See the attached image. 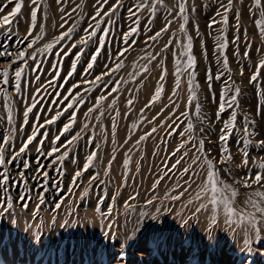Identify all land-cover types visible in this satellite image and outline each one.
<instances>
[{
	"label": "rangeland",
	"instance_id": "1",
	"mask_svg": "<svg viewBox=\"0 0 264 264\" xmlns=\"http://www.w3.org/2000/svg\"><path fill=\"white\" fill-rule=\"evenodd\" d=\"M14 2L15 0H0V5L7 4L0 16L10 14ZM141 2L142 0H107V3L102 4L100 0H61L59 3L58 0H38L41 9L38 13L39 20L32 30V36H29L30 11L35 5L31 4V0H24L21 14L14 18L10 28L6 30L0 27V53L13 54L11 57L0 55V70L17 67V64L10 61L16 58L18 49L22 48L36 57L35 61L29 58L26 63L20 64L25 73L22 91L17 94L11 82L7 87V99L13 109V125L7 123L5 97L0 93V144L4 137L10 136L9 144L3 145L6 149V163L3 167L13 181L19 182L23 176L27 190H30L26 207H21V204H17L18 192L13 183L9 194L13 197L14 208L10 213L0 211V264H69L74 260H78V264H264V216L248 203L253 191H264V179L261 185L244 187V181L249 177L254 179L257 174L258 163L264 162V144L260 143L264 141V68L260 69L255 85L249 83L257 65L264 61V36L255 26V21L260 19L259 10L250 7L253 0H233L231 11L227 13L228 23L224 24L222 6H226L228 0H188V22L184 27L187 36L191 37V55L195 63L192 69L183 74L180 88L177 89L176 60L179 58L181 63L183 60L185 63L187 57H178L174 53L179 52L180 42L186 43L187 40L184 33L179 32L183 20L175 11L169 15L159 2L154 16L151 15V8L141 10L138 13V33L134 38H129V45L123 43V35L129 28L136 26L133 24L135 17L130 16L129 9ZM147 2L151 4L152 0ZM162 2L167 8H171L176 0ZM117 4L119 7L114 13L104 15L111 12ZM261 4L264 6V0H261ZM98 7L102 15L97 36L87 46H82L79 40L86 36L85 29L89 25H95L96 21L91 17ZM212 21L216 23L209 27ZM61 24L65 26L62 28ZM236 25H239L238 29ZM166 26L168 31L158 41L152 43L148 40L149 36ZM69 27L73 29L72 39H65L51 51L45 52L46 44L52 43ZM104 32L108 33L105 47L89 70L87 64L96 52L99 38ZM33 38L37 42L33 48H28L27 45ZM166 42H171L172 46L161 52ZM222 43L227 45L224 50L220 48ZM126 47L128 50L117 60V53L124 51ZM145 49L147 53L155 54L157 60L163 59V67L167 71L164 81H160L161 66L156 61L147 65L148 72L142 71V66L146 63L141 59L146 54ZM74 62L76 69L69 76ZM117 62H122L123 66L119 71H111ZM57 63L59 68L54 70L52 65ZM37 67L40 69L39 80L35 78ZM57 71L58 76L55 74ZM105 73L108 74L104 75ZM189 73L196 88V100L190 107L187 105ZM13 76L14 71L10 73V81ZM96 76H101L102 79L93 83ZM217 76L220 79H216ZM49 80H54L55 83L49 84ZM150 81L154 90L143 95L142 102L136 104L141 97L142 84ZM114 82L119 91L110 93ZM161 83L163 91L160 99L150 104L155 89ZM131 85L130 92L128 90L125 93L126 98L115 99L123 88ZM237 88L240 92L236 105L226 108L218 115L222 94L225 98L231 97ZM37 89H40L41 102L29 114L28 124L24 125L23 112L34 102L31 98ZM69 93L72 95L65 101L63 97ZM101 96L105 97L103 101L113 104L111 108L96 107L97 99ZM12 99L15 105L11 104ZM114 100L117 103H113ZM129 100L132 101L131 107ZM69 102L74 104V112L66 107ZM138 104L143 107L138 120L128 128L126 141L110 152L107 149L110 146V135L103 128L102 120L111 122L114 131L120 136L127 118ZM197 104L199 113L196 112ZM89 109L94 111L89 113ZM61 111L62 114L53 124H47L49 119L56 117ZM233 111L236 114L235 128L230 138L221 143V129L231 119ZM185 112L188 113L187 119L182 115ZM72 115L75 116V122L68 132L62 133ZM189 123L193 129L191 135L187 133ZM37 125L43 127L37 128ZM245 127L252 133L247 137L251 141L247 165L243 163L245 157L240 150ZM152 128H156V132L137 143ZM33 131H38L33 143L25 153L17 155L19 148ZM57 136L59 140H56ZM132 137L135 139L133 146L130 143ZM185 137L187 141L194 143H188ZM69 140L73 142L68 144ZM200 140L204 141L203 154L196 151ZM182 143L184 147H181ZM225 147L231 153L230 161L223 160L221 155V150ZM53 148L58 151L53 153ZM134 150L143 154V158L159 157L158 162L156 161L157 172L162 173L159 184L174 182L179 188L187 185V189L178 194L179 199L172 198V208L159 212L155 220L149 221L146 218L153 209L148 205L150 201L145 205L140 203L144 206L137 207L139 213L134 215L139 223L144 221L145 225L132 232L131 240L111 234L113 226L117 228V225L108 223L109 217L103 211L101 214L107 216L104 231L96 235L92 231V237L82 239L80 247L77 230L82 214L90 210L93 204L100 206L105 200L110 201L109 171L100 170V160H105L110 155L113 160V156L122 151L129 153ZM93 153L95 159L85 170L87 158ZM205 160H211L220 179L238 193L232 204L235 215L231 218V223L221 210L217 209L213 213L210 205L207 209L196 211L205 203V200L197 199V183L200 180L203 182L206 174ZM186 168L189 169L188 173L184 171ZM77 172H80L79 176L75 175ZM44 173L47 174L46 177ZM25 183L20 184V193L26 190ZM38 194L43 197L42 204L37 199ZM261 206L264 207V203ZM109 212L114 213V217L109 216L116 222L120 209L113 206ZM242 214L249 218L255 217L258 235L255 229L240 223ZM47 217L50 225L36 231L39 251H30L35 260L31 257L24 258L18 251H24L30 234L26 229L20 235L18 227L12 231L9 228L12 218L24 220L28 224L40 222L38 226L42 227V222ZM167 217L171 220L168 227ZM5 221L7 223L3 228ZM135 235L139 237L137 241Z\"/></svg>",
	"mask_w": 264,
	"mask_h": 264
},
{
	"label": "snow or ice",
	"instance_id": "2",
	"mask_svg": "<svg viewBox=\"0 0 264 264\" xmlns=\"http://www.w3.org/2000/svg\"><path fill=\"white\" fill-rule=\"evenodd\" d=\"M59 2H61V0H58V3ZM100 2L102 4H104V3H107V0H100ZM158 2L160 3L161 7L166 8V10L169 12V15H172L173 11H175L177 13V15L183 20V23L179 27V32L184 33L187 42L185 43V42L181 41L179 52L174 53V55H176L178 57H187V61L184 64L181 63L179 58L176 60L175 86L177 89H179L183 74L185 72H188L190 69H192L194 67V63H195L194 58L191 55V49H192L191 37L187 36V33L185 31V27H184V25L187 24V22H188V15H187L188 0H176V2L172 5L171 8H167V6L163 4L162 0H152L151 4H149L147 2V0H142V2L140 4H137L134 8L129 9L130 16L135 17V19H133V24L136 26L129 28V31L123 35L122 39H123V43L125 45H129V43H130L129 38L130 37L134 38L135 35L139 31L138 25H139L140 21L138 19V13L143 9L151 8V15L154 16L156 13V10H157V3ZM31 4L35 5V7H32V9L30 11L31 26H30V31L28 32L29 36H32V30H34L36 27V22L38 19V13L41 11L38 0H31ZM232 4H233V0H228L227 5L222 6L223 12H224V14L222 16V22L224 24L228 23L227 13L231 11ZM6 7H7V4L0 5V13H3L4 9ZM23 7H24V0H15L11 13L7 14V15L0 16V27L5 28L6 30L8 28H10V26L12 25V23L14 21V18L21 14ZM118 7H119V5L117 4L116 7L112 8L111 12L104 13V15L110 16L112 13H114L117 10ZM250 7L259 10L260 19L255 21V26L259 30L260 34L262 36H264V6H262L261 0H253V4ZM194 10L195 9L193 8V11ZM217 14L220 15L219 12ZM101 15H102V11L98 7L95 14L91 17V19L95 20L96 23H95V25H89V28L85 29L86 36L82 37L79 40L80 45L87 46L88 42L93 40V38L97 36V29L100 28V24H101V19H100ZM65 23H67V21H65ZM169 23H171V21H169ZM215 23H216V21H212V23L209 25V27H211L212 24H215ZM64 26H65L64 24H61L62 28ZM236 28L238 29L239 25H236ZM72 31H73V29L71 27H69L66 31H63L58 37L55 38V40L52 43L46 44L44 51L45 52L51 51L52 49H54L56 47V45L61 44V42L64 41L65 39L71 40L72 39V35H71ZM167 31H168V27L166 26L160 32H156L154 35L149 36L148 40L151 41L152 43H155L156 41L159 40L161 35ZM107 35H108V33L104 32L101 35V37L99 38V41L97 44V50L91 56L90 62L87 64V68L89 70L93 68L97 57L100 55V52L104 49L105 38ZM36 42H37L36 39L33 38L28 43L27 47L33 48V46L35 45ZM147 43L148 42L146 41V44ZM72 46L75 47V44H73ZM170 46H172L171 42H166L165 45L162 46L161 52L167 51ZM226 46H227L226 44L222 43L220 45L221 50H224L226 48ZM127 50H128V48L126 47L124 49V51L118 52L117 53V60H119V58L122 57ZM145 53H146L145 56L141 57V59H143L146 62L145 65L142 66V71L144 73L148 72L149 68L147 67V65L152 63L153 61H156V63L161 66L160 67V81L161 82L164 81V79L166 78V75H167V71L163 67V59L161 58V59L157 60V56L155 54L147 53L146 49H145ZM2 54L3 53H0V55H2ZM245 55L247 56V53H245ZM29 58L32 59L33 61L36 60V57L33 56L30 52L26 53V51L24 49H22V48L18 49V54H17L16 58L14 60L10 61V63L17 64V67L15 69L0 70V93H2L3 96L5 97L4 107H5L6 112H7V123L9 125H13L14 116H13V109L10 106L8 99H7L9 97L7 87L11 82L12 87L14 88V90L17 94H19L22 91V80L24 78L25 73H24V68L20 67V64L26 63L27 59H29ZM76 59L78 61L79 56H77ZM224 63L226 65L227 61L225 60ZM33 66H35V65H33ZM122 66H123L122 62H117L115 64V67L112 68L111 71H119ZM52 68L54 70H57L59 68V63L52 65ZM261 68H264V61H261L257 65L256 71L250 77V80H249L250 84L255 85V83L257 82L258 76L260 75V69ZM75 69H76V63L74 62L72 64L71 71L69 72V76H71V74L75 71ZM13 71H14V76L11 78V81H10V73ZM36 71H37V74H36L35 78L37 80H39L40 79V75H39L40 69L37 67ZM55 74L58 76L59 75L58 71ZM107 74L108 73H105L104 75H107ZM189 75H190V79L188 82L187 105L190 107L192 105V102L194 100H196V88L193 86V78H191V73H189ZM241 75H243L242 71H241ZM101 79H102L101 76H96L94 78L93 83L99 82ZM210 79L211 78L209 77V80ZM216 79H220V77L217 76ZM48 83L54 84L55 81L49 80ZM209 87H211L210 84H209ZM45 90H46V88H45ZM118 91H119V87L114 82L113 86L111 87L110 93H116ZM162 91H163V85L161 83V85L155 89L153 96L151 98L150 104L154 103L160 99ZM229 91H231L230 88H229ZM239 92H240V90L237 88V89H235L234 94L231 97H227V98H225L224 94H222L221 101H220L219 106H218V113H217L218 115L223 113L226 110V108H232L234 105H236V103H237L236 98L239 95ZM71 95H72V93H69V95L64 96L63 99L65 101H67V100H69ZM39 97H40V89H37L36 94L33 95L31 98L32 101H34V102H32L29 106H27L23 112V123H24V125L28 124L29 114L32 113L33 109H35L37 107V104L41 102ZM80 99H82V98H80ZM104 99H105V97H103V96L99 97L97 99V102H96V107L101 106ZM77 103H79V100H77ZM113 103H114V101H113ZM128 103H129V106L131 107L132 101L129 100ZM66 107L73 109V112L75 111L74 104L71 102L67 103ZM92 111H94V109H89V113H91ZM199 111H200V108H199V105L197 104L196 112L199 113ZM61 114H62V111L58 112L56 117H53L52 119H49L47 121V124H49V125L53 124L55 122V120ZM101 115H102V113H101ZM117 115H119V113H117ZM182 115L184 116L185 119H187V117H188L187 112L183 113ZM235 121H236V114L233 111L231 114V119L229 121L225 122L224 126L221 129V134L219 136V140L221 143L226 142L230 138V136H231V134L235 128ZM74 122H75V116L72 115L70 117L69 123L66 124L64 126V128L62 129V133L68 132L71 129ZM39 127H43V125H37V128H39ZM85 127H87V125H85ZM133 127H135V125H133ZM192 131H193L192 125H191V123H189L188 127H187L188 135H191ZM155 132H156V128H152L150 132L145 133L144 136L140 137V140L137 143L147 139L148 136H150L151 134H153ZM37 134H38V131H33L32 135H30L27 138V141L19 148V152L17 153V155L25 153L28 146L33 143V140L36 138ZM251 135H252V133H250L249 129L247 127H245L243 130L242 145H241V149H240L243 156L245 157V159L243 161V163L245 165H247V163H248V161H247L248 146L251 143V141L249 139H247V137H250ZM56 140H59V136L56 137ZM185 140L187 141V137H185ZM9 142H10V136L4 137L2 144H0V211L5 212V213H10L11 210L14 208L13 197L9 194L11 191V186L13 183L16 184L17 192H18L17 199L21 202V207H25V203L29 200V191H30V190H27L26 183L24 181L23 176L20 177L19 182L13 181L12 177L8 174V172L3 167L6 163L5 155H4L6 149L3 145H8ZM72 142H73L72 140H69L67 143L71 144ZM187 142L188 143H194V141H187ZM260 143L264 144V141H261ZM203 145H204V141L200 140L198 145L196 146V151L203 154V152H204ZM181 147H184V143L181 144ZM51 151L54 153V152L58 151V149L53 148ZM221 155L223 157V160L230 161L232 159L231 153L229 152V150L226 147L221 150ZM94 159H95V153L88 156L87 161L84 165L85 170H87V168L93 163ZM196 159L198 160L199 157H197ZM221 162H223V161H221ZM177 163H179V162H177ZM204 163L206 164V174L204 176L203 183L199 187V191L197 192V199L198 200H205V203L201 204L196 209V211L199 212L201 209H207L209 205L211 206L213 213H215V211L218 208H222L226 217L228 218L229 223H231V218L235 215V213L233 212V209H232V204H233V201L235 200L236 196L238 195V193L234 188H232L230 185L224 183L220 179V177L218 175V170L215 168V166L211 160H205ZM125 167H127V162H125ZM257 167H258V172L254 176V179L251 177L246 179L244 181V187L251 188L253 186V184L261 185L262 179H264V162L258 163ZM184 171H185V173H188L189 169L186 168ZM44 175H45V177L47 176L46 173H44ZM75 175L79 176L80 172H77ZM165 175H167V172L165 173ZM249 180L251 182H249ZM21 183H25L26 190L23 193L19 192V187H20ZM172 198L173 199H179L180 197L175 196ZM37 199H38L39 203H41V204L44 202L43 197H40L39 194L37 196ZM189 203H191V201ZM248 203L251 204L254 208H256L257 212L260 213L261 216H264V207L261 206V204L264 203V191H253L248 198ZM213 219H214V217H213ZM240 223H243V224L250 226L252 229L256 230L257 235L259 234V229L256 227V219L254 216L249 218L248 215L242 214L240 216ZM29 227H31V226H29ZM108 227L110 229L111 225H109ZM245 243H248V241H245Z\"/></svg>",
	"mask_w": 264,
	"mask_h": 264
},
{
	"label": "bare ground",
	"instance_id": "3",
	"mask_svg": "<svg viewBox=\"0 0 264 264\" xmlns=\"http://www.w3.org/2000/svg\"><path fill=\"white\" fill-rule=\"evenodd\" d=\"M39 20V15L38 19ZM4 57L13 56L12 53H3ZM184 64V60L183 63ZM133 74V72L131 73ZM130 74V75H131ZM129 75V76H130ZM150 81L148 84H142L143 88L140 90V99L138 98V101L136 102L140 103L142 102L143 95H146L147 93L154 90V86ZM131 86H128L127 88H123L121 90L122 93L120 95L118 94L117 98L123 99L126 98L127 91L129 90ZM125 95V96H124ZM114 103H117L114 100ZM139 103V104H140ZM11 104L15 105L14 99L11 100ZM127 104V103H126ZM136 105V109L133 111L132 115L127 118V124L126 126L121 129V135L114 131L113 125L111 122H109L106 119L102 120V126L106 130H108L110 135V146L107 147L110 152H112V149L116 146H121L122 143H124L127 139V132L129 126H131L133 123H135L140 115V110L142 105ZM112 103H108L103 101L101 108H105L106 106L110 107L112 106ZM115 111V110H114ZM123 114V113H122ZM141 118V116H140ZM108 135V136H109ZM135 139H130V143L132 142V146ZM138 145V144H137ZM131 145H129L130 148ZM143 154L137 153L136 150L134 152H120L117 156H113V160H111L112 156L110 155L107 159H101L100 162V170L101 171H109V188L111 190V193L108 195L110 196V201L105 200L103 204L100 206L96 204H93L90 208V210H87L84 214H82V219H80L79 222V228L77 230L78 239H79V246L82 245V239H87V237H92L91 232L95 231V235L98 233H101L104 231V224H107V220L105 218H108V223H114L117 225V228L113 226L111 230V234L115 236L117 235L119 238L131 240L133 239L132 232H136L143 228L145 225V222L142 221V223H139L136 219L135 213H139L137 210V207L144 206L145 203H148V205L152 206V213L149 214L146 218L151 220L157 219L159 212L162 213L165 209H171L173 206V200L172 197L178 196L181 191H184V189H187V185L185 188L178 187V185L173 184L171 182L169 183H162L159 184L161 172H157V162L159 160V157H149V158H143ZM157 161V162H156ZM125 162H127V167H125ZM160 173V174H159ZM201 180L198 181L197 187L199 189V186H201ZM203 183V182H202ZM97 184V183H96ZM95 196V195H94ZM17 204H21L20 201L17 199ZM140 203H144L140 204ZM88 202L85 204L87 205ZM26 205V203H25ZM105 206V208H103ZM115 206L116 208L120 209V213L118 215V219L114 220L111 218V216L114 217V213L111 214L109 211L111 207ZM161 206V207H160ZM26 207V206H25ZM156 208V209H155ZM221 210V212H224L222 208H218ZM105 211V215L102 214ZM102 213V214H101ZM111 215V216H109ZM172 217V216H171ZM105 219V220H104ZM167 227L170 225L171 220L170 217H167ZM147 221V222H149ZM146 222V223H147ZM170 222V223H168ZM7 221L3 222V228L5 227V224ZM40 223V222H39ZM39 223H30L28 224L26 221L21 219H13L10 222L9 228L14 231V228H20L21 232L20 235L24 233V231L27 229L29 231V239L27 240V245L25 246L24 251L20 250L18 251L19 254L23 255L24 258L28 259L29 257L33 258L31 254V250L35 249L36 252L39 251L38 246L36 245V237L37 230H42L43 227L50 225V220L48 217L42 222V227L38 226ZM45 224V225H44ZM31 226V227H29ZM248 226V225H247ZM249 227V226H248ZM60 229V222L58 223L57 230ZM250 230V229H249ZM131 232V233H130ZM21 238V237H20ZM134 238H136V241L139 239L138 235H135ZM90 240V239H89ZM19 242V241H18ZM88 246H90L88 244ZM37 256V255H36ZM35 256V258H36ZM35 260V259H34ZM69 264H78V260H74L73 262Z\"/></svg>",
	"mask_w": 264,
	"mask_h": 264
}]
</instances>
